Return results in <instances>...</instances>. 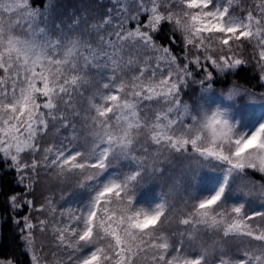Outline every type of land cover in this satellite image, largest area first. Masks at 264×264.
Listing matches in <instances>:
<instances>
[{
    "label": "snow or ice",
    "instance_id": "1",
    "mask_svg": "<svg viewBox=\"0 0 264 264\" xmlns=\"http://www.w3.org/2000/svg\"><path fill=\"white\" fill-rule=\"evenodd\" d=\"M253 65L264 87V0H0V227L28 257L0 236V264H49L37 230L54 264H264ZM54 183L87 199L60 209Z\"/></svg>",
    "mask_w": 264,
    "mask_h": 264
},
{
    "label": "trees",
    "instance_id": "2",
    "mask_svg": "<svg viewBox=\"0 0 264 264\" xmlns=\"http://www.w3.org/2000/svg\"><path fill=\"white\" fill-rule=\"evenodd\" d=\"M52 2L53 3H56L57 0H52ZM65 2H68V0H65ZM76 2H79V0H76ZM253 3H254V0H240V6L241 7L251 6ZM239 10L240 9L238 7L236 9V11L239 12ZM164 27H165V30H167V31L170 32L171 25L165 24ZM163 34L164 33L162 32L161 35H163ZM177 36H179V34H177ZM164 42H166V41H164ZM172 47H173L174 52H176L177 54H180L183 45L181 44L179 47L173 45ZM250 54H251V46L249 45L245 49V51H244V57L245 58H249L250 57ZM254 68H255L254 65L252 67L247 68L246 75L248 77V80H247L248 86L253 87V89L255 91H264V87H260V84H259V72H258V70H255L254 71ZM245 82L246 81H241V83H245ZM11 175L12 174L10 173L9 176H11ZM250 178L252 180H254V181H257V182H264V181H261L260 180V174H257L255 176H250ZM73 180H74V178H73ZM5 187L7 188L8 186L6 185ZM53 188H54V190L52 191V189H51L47 194L48 195H53L54 194V197H57L58 196L59 197V201H62L61 200V197L64 196L65 193H68L70 191H73L76 196L84 195V199H87L86 194H82L79 190H75L73 188V184L72 183H69L67 186H65L63 188V191H61L59 189V187L56 186L55 183L53 184ZM14 190L17 191V192H20L23 189L21 187H15ZM165 190H167V185H165ZM157 191H159V186L157 187ZM204 194H206V193H201V195H204ZM65 199H69L71 202L76 201L73 198H67V197H65ZM55 200H57V198H55ZM59 201L58 202H53V203L54 204H57L58 203L59 204L58 207L60 209H63L66 204H64L63 202L62 203H59ZM6 210H7V206L3 203V197L0 196V219L3 218V215L5 214ZM27 212H28V209L27 208H24L23 210H21L19 212V216L23 217L25 214H27ZM36 215H38V214L33 213V216L34 217ZM41 218H43V216H41ZM21 227H22V225H21ZM14 231L15 230L12 228L11 216H9V218L3 222L2 227H0V236H2L3 244L8 246V247L3 248V251L5 253H7V254H12V252L14 251L15 252V255L19 259H21V260H23V261L26 262L28 260V257L21 255V253H20V247H21V245L17 243L18 240H19V237L16 236V235H14ZM165 231H166V233L168 235H171L172 232H175V231H184V229H177L175 226H172L170 228H166ZM199 240H202L203 241L205 247L208 249L209 252H212L213 251V246L215 248H217V249L219 247L223 246L225 249H227L231 253H237L236 245L239 242L236 241V240H234V239H230V240H227V241H221V237L218 236V235H215V234H213L211 232H202ZM36 241H38L40 243L41 242L44 243L43 253L46 256H48V251H49L50 245H51V234L49 232L48 233H45V234H41L37 230L36 231ZM198 243H199V241H198ZM253 246H255V244ZM219 255H220L219 251H216L215 252V258L218 259L219 258ZM237 255L239 256V253H237ZM48 260H49V263H51L53 261L51 258H48ZM211 264H215V259H213L211 261Z\"/></svg>",
    "mask_w": 264,
    "mask_h": 264
},
{
    "label": "rangeland",
    "instance_id": "3",
    "mask_svg": "<svg viewBox=\"0 0 264 264\" xmlns=\"http://www.w3.org/2000/svg\"><path fill=\"white\" fill-rule=\"evenodd\" d=\"M47 2V1H46ZM52 189V191L54 190V188L52 187L51 188ZM55 198H57V200H55ZM252 198H255V197H252ZM62 200V199H61ZM59 201V197L57 196V197H54V201L53 202H58ZM64 203V204H66L65 205V207L63 208L64 210H67L69 207H73V208H75L76 207V201H73V202H71L69 199H64V200H62V201H59V203ZM258 202L260 203V200H259V197L257 196L256 198H255V200L253 201V203L254 204H258ZM56 205H58L59 206V204L57 203ZM257 210H259V209H257ZM57 215H59V212H57ZM50 228H51V225H50ZM49 233L51 234V245H50V249H49V251H48V256H46L44 253H42V254H44L45 255V258H46V260L49 262V260H48V258H51L53 261L51 262V263H49V264H54V262L55 261H57V260H59L60 258H61V256L59 255V250L54 246V240H53V237H52V233H51V231L49 230ZM40 245H41V243L40 242H38V241H36V246H37V248L39 249L40 248ZM48 257V258H47Z\"/></svg>",
    "mask_w": 264,
    "mask_h": 264
}]
</instances>
